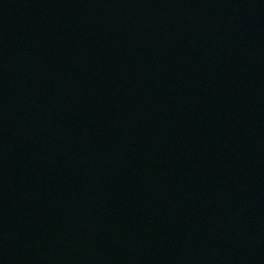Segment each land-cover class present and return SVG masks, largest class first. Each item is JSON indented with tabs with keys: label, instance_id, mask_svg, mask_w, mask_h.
Wrapping results in <instances>:
<instances>
[{
	"label": "water",
	"instance_id": "95a60500",
	"mask_svg": "<svg viewBox=\"0 0 264 264\" xmlns=\"http://www.w3.org/2000/svg\"><path fill=\"white\" fill-rule=\"evenodd\" d=\"M0 264H264V0H0Z\"/></svg>",
	"mask_w": 264,
	"mask_h": 264
}]
</instances>
